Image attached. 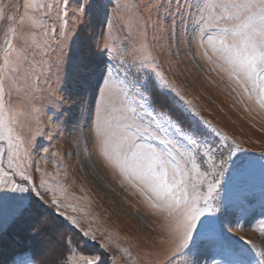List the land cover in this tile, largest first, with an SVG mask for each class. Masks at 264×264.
Instances as JSON below:
<instances>
[{"label": "snow or ice", "instance_id": "6c2138e0", "mask_svg": "<svg viewBox=\"0 0 264 264\" xmlns=\"http://www.w3.org/2000/svg\"><path fill=\"white\" fill-rule=\"evenodd\" d=\"M62 5L58 18L68 16V0H62ZM13 7L20 12L11 0L0 2V22L7 25L0 29V215L10 224L27 223L36 236L59 222L94 240V233L68 214L81 209L63 199L66 190L60 185L50 187L44 180L37 183L22 166L21 153L28 154L25 145L31 137L22 135L25 125L17 119L11 98L31 91L33 64L39 61L29 58V49H41L48 41L38 36L47 37L55 29H45L40 14L48 5L40 0H24L23 12L17 16L12 15ZM94 7L93 0H80L74 13L79 26L71 37L61 31L64 41L58 40V45L62 58L71 41L68 79L81 95L93 96L97 153L118 176L121 187L160 217L161 242L170 249L166 264H200L207 252L222 248V216L229 206L218 203L221 180L230 164L236 169L244 166L243 158L233 160L242 149L234 140L227 143L229 138L201 115L143 44L139 49L143 54L130 62L116 54L110 32L96 41L88 19ZM198 11L193 41H199V55L208 65L205 75L222 73L224 86L236 93L241 104L247 101L264 110V0H203ZM175 23L170 28L173 35ZM141 37L146 39L143 30ZM209 132L221 138L218 146L209 144ZM205 163L210 172L203 169ZM61 240L72 255L62 262L53 259L51 264H71L78 254V246L67 234ZM247 252L239 249L227 264H252L245 258ZM256 254L260 259L255 264H264V251ZM80 260L98 264L99 257Z\"/></svg>", "mask_w": 264, "mask_h": 264}, {"label": "rangeland", "instance_id": "374dc122", "mask_svg": "<svg viewBox=\"0 0 264 264\" xmlns=\"http://www.w3.org/2000/svg\"><path fill=\"white\" fill-rule=\"evenodd\" d=\"M0 2L7 4L9 0ZM40 2L48 5L40 14L45 29L55 31H49L47 37L38 36L48 41L41 49H29V58L34 56L39 61L38 65L33 64L31 91L20 97L14 93L11 98L17 119L25 125L22 135L26 139L31 137L30 144L25 145L28 154L21 153V163L37 183L44 180L50 187L60 185L66 190L63 199L81 209L77 213L69 210L68 214L75 215L85 231L94 233L95 239L87 237L92 241L88 244L79 230L70 231L59 222L36 236L27 223L10 224L0 215V264H18L21 260L30 264H51L53 259L62 262L72 255L63 248L61 237L65 234L78 246L71 264H82L80 257L94 256L99 257L98 264H166L170 249L161 242L160 217L153 215L138 196L121 187L118 176L97 153L93 96L81 95L67 75L70 40L61 58L58 40L64 41V37L60 32L67 31L71 37L77 30L79 21L74 13L80 0H68L66 18L62 15L58 18L63 11L62 0ZM11 3L21 8L17 13L13 7L12 15L22 14L24 0ZM93 3L96 7L88 17L89 32L94 33L96 41L110 32L109 42L116 54L130 62L143 54L139 51L143 44L201 115L229 138L227 143L234 140L239 144L242 151L233 160L243 158L245 164L239 169L229 165L219 191L218 203L229 206L222 216L225 229L222 248L207 252L200 264H227L241 248L248 250L245 258L255 264L260 259L256 253L264 251V110L247 101L241 104L236 93L224 86L222 73L205 75L208 65L199 55V41H193L203 0H93ZM125 4L132 8L126 9ZM173 21L175 35L170 31ZM6 26L0 22V29ZM141 30L146 39L141 37ZM207 140L214 146L221 142L220 137L210 132ZM202 167L210 172L208 164ZM15 179L19 181L20 177Z\"/></svg>", "mask_w": 264, "mask_h": 264}]
</instances>
